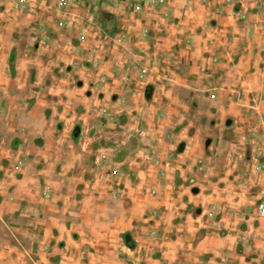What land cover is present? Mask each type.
I'll return each instance as SVG.
<instances>
[{
	"label": "rangeland",
	"instance_id": "1",
	"mask_svg": "<svg viewBox=\"0 0 264 264\" xmlns=\"http://www.w3.org/2000/svg\"><path fill=\"white\" fill-rule=\"evenodd\" d=\"M223 3L235 17L241 3ZM247 3L264 10V0ZM207 4L183 2L197 32L214 24L198 15ZM119 6L161 7L160 30L189 22L174 21V0H0V248L21 253L18 264H264V93L242 112L231 97L224 115L211 86L198 109L155 111L151 133L140 111L161 94L147 77L173 55L137 60L150 48L109 32ZM152 33L143 27L139 41L149 46ZM113 49L125 69L116 94ZM50 129L65 160L42 154Z\"/></svg>",
	"mask_w": 264,
	"mask_h": 264
},
{
	"label": "crops",
	"instance_id": "2",
	"mask_svg": "<svg viewBox=\"0 0 264 264\" xmlns=\"http://www.w3.org/2000/svg\"><path fill=\"white\" fill-rule=\"evenodd\" d=\"M184 1H187L189 5L198 7V0H174L175 8L168 11L172 12L174 21L181 16H184L186 19L188 18L189 22L187 25L179 26L177 23L171 26L169 30L166 27L160 30V26H156L155 23H164V19L161 17L164 11L161 7L149 12L133 13L130 11V8L127 11L124 6H119L113 9V12L115 15L122 16L115 18L113 24L108 28L113 36H118L120 33L126 34L130 44L140 49L150 48V53L146 54L147 56H143L142 54L136 55L137 60H143L146 57V61L151 60L152 62H156V58L165 53L173 55L170 61L166 58L160 60V64H166L168 62L167 66L160 67L158 65L154 67L150 71L149 77H147V83L156 85V91L161 94V96L159 95L153 98L150 105L146 106L145 111H143V107L140 111L143 113L144 127L150 128L151 133V128H155V125H153V121L156 120V117L153 115L155 111L169 110L175 112V110L177 111L181 107L185 108V104H188L192 108L197 106L196 109H198L199 105H204L208 102L202 92L211 86H215L217 90V99L211 103H215L216 107L224 115L227 110L221 103L226 102L227 105L231 97L234 96L237 99L232 102L236 105L235 112H242L246 107L240 106H248L250 97L254 98L253 95H258L259 92L264 93V10L258 11V9L251 7V4L247 3V0H235V2L241 3V5L236 6L238 12L233 17L231 15V7L224 5L223 0H207V7L203 8L204 11H199L198 15L201 16L203 12L207 13L206 16H210L214 24L208 32L203 30L197 32L195 28L193 29L195 27V21L192 19L196 17L194 16L196 13L190 9H185L182 12ZM253 9H255L254 12ZM196 10L198 11L200 9ZM219 11H222V13L220 14ZM237 13L245 14L242 22L237 21L239 19ZM163 26L166 25L163 24ZM143 27L150 28L154 33H152L149 46L147 43L139 41L140 31ZM166 31L171 33L169 34V38L159 39L158 32ZM188 32L193 33L191 40L186 42L184 39L177 38V34H183L184 38ZM156 46H158L160 53H156L157 51L154 52V49L152 50V47ZM114 51L113 49L111 63L107 62V67L111 66L117 71L115 67L117 65L118 73L116 74L117 77L112 75V88L108 86L109 89H107L110 94L120 92L119 89L115 88V81L121 80V77L125 79L124 65H119V61L116 58L118 54ZM124 61L126 60L124 59ZM169 63H174V66H169ZM228 80L233 81V83H230L228 90H226V82ZM233 89L234 93L229 94L228 91ZM122 92L126 94L125 90ZM184 97H187V99L192 97L193 102L185 101L186 98ZM113 98L114 96H112L111 101H108V106L113 103ZM140 106V102H137L136 110ZM224 115L223 119L225 118ZM168 119L166 117V119L161 121L165 122ZM155 124L158 125L159 121H155ZM157 132L154 131L153 134ZM61 143L65 144L64 140L60 136H56L55 132L50 129L48 131V137H45L43 143L42 148L45 151L42 154L50 160L55 156H59L57 159L65 160V152L54 150ZM154 143L157 149L162 145L159 139L154 140ZM61 166L63 170L62 174L65 176L67 167L64 164ZM56 186L54 184L53 189ZM2 208L5 214L13 213L16 210L14 204H4ZM8 217L15 219V215L13 214ZM0 254L1 260L5 264H18V261H21L22 254H18L16 249L0 248ZM11 254L19 255V258L14 260ZM16 255L13 257L16 258ZM79 258L65 257V261L62 260V264H76ZM43 264L46 263L43 262Z\"/></svg>",
	"mask_w": 264,
	"mask_h": 264
},
{
	"label": "built area",
	"instance_id": "3",
	"mask_svg": "<svg viewBox=\"0 0 264 264\" xmlns=\"http://www.w3.org/2000/svg\"><path fill=\"white\" fill-rule=\"evenodd\" d=\"M260 211H261V214L264 215V206L261 207Z\"/></svg>",
	"mask_w": 264,
	"mask_h": 264
}]
</instances>
